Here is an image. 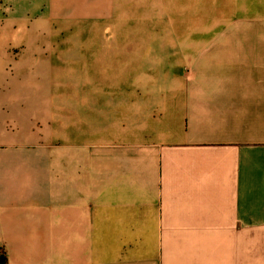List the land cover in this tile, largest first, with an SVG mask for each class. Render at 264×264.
I'll use <instances>...</instances> for the list:
<instances>
[{"label":"crops","instance_id":"obj_1","mask_svg":"<svg viewBox=\"0 0 264 264\" xmlns=\"http://www.w3.org/2000/svg\"><path fill=\"white\" fill-rule=\"evenodd\" d=\"M114 4L140 27L133 51H91L83 82L36 81L45 52L21 27L107 24ZM164 27L168 50H138ZM68 64L51 61L82 68ZM0 250L6 264H264V0H0Z\"/></svg>","mask_w":264,"mask_h":264},{"label":"rangeland","instance_id":"obj_2","mask_svg":"<svg viewBox=\"0 0 264 264\" xmlns=\"http://www.w3.org/2000/svg\"><path fill=\"white\" fill-rule=\"evenodd\" d=\"M48 0H27L28 3L36 4L40 2H47ZM96 5V2H94ZM112 5V4H111ZM110 11V16L107 24L95 23L94 25H69L65 23L69 22H49L44 26H38L36 21H30L26 26L21 27L19 36L23 37L27 42V46L39 42L42 51L45 52V58L48 65L46 66L45 72L36 75V81L39 76V80L50 85L54 82H69L79 81L83 82L88 80L86 72V62H90L88 59V53L91 51L100 52L102 49L112 50H131L133 51L136 47L134 41V34L140 31V27L130 25H123L121 16L124 17L126 14L127 18H133V10L126 9L124 12L119 11L115 8ZM132 7V4L129 5ZM47 14V11H45ZM121 14V15H120ZM122 17V18H123ZM132 22V20H131ZM133 23V22H132ZM19 28V27H17ZM147 30L149 27H142V32ZM16 32V31H15ZM15 34V33H14ZM159 35H163V41H148L145 42L138 48V50L147 52H161L165 49V36L167 37L168 31L164 28L158 29ZM40 40V41H38ZM29 41V44H28ZM94 41V42H93ZM11 52L9 53V63L15 66L22 58L18 59L17 56L22 55L23 48L21 46L15 47L11 44L9 47ZM82 53V54H81ZM59 56V57H57ZM53 57V58H51ZM51 59V60H48ZM61 60V65L69 66L68 62H80L82 68H77V71L69 72L66 74H58L52 69L51 61ZM49 61V62H48ZM51 66V67H50ZM76 67V66H73ZM65 70H62V72ZM9 71V81H15L18 75Z\"/></svg>","mask_w":264,"mask_h":264},{"label":"trees","instance_id":"obj_3","mask_svg":"<svg viewBox=\"0 0 264 264\" xmlns=\"http://www.w3.org/2000/svg\"><path fill=\"white\" fill-rule=\"evenodd\" d=\"M0 264H6V258L2 250H0Z\"/></svg>","mask_w":264,"mask_h":264}]
</instances>
